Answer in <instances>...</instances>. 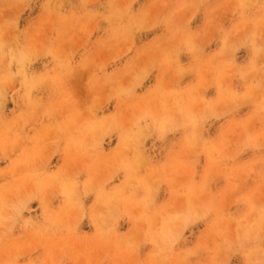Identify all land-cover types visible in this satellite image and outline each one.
Masks as SVG:
<instances>
[{
    "label": "rangeland",
    "instance_id": "1",
    "mask_svg": "<svg viewBox=\"0 0 264 264\" xmlns=\"http://www.w3.org/2000/svg\"><path fill=\"white\" fill-rule=\"evenodd\" d=\"M264 0H0V264L264 261Z\"/></svg>",
    "mask_w": 264,
    "mask_h": 264
},
{
    "label": "snow or ice",
    "instance_id": "2",
    "mask_svg": "<svg viewBox=\"0 0 264 264\" xmlns=\"http://www.w3.org/2000/svg\"><path fill=\"white\" fill-rule=\"evenodd\" d=\"M261 45H262V49H264V39H262ZM261 264H264V261H262Z\"/></svg>",
    "mask_w": 264,
    "mask_h": 264
}]
</instances>
